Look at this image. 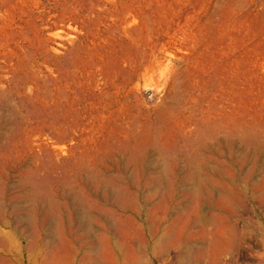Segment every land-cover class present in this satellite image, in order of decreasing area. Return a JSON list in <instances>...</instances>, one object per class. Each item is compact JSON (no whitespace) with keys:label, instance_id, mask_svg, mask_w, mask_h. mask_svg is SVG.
<instances>
[{"label":"rangeland","instance_id":"rangeland-1","mask_svg":"<svg viewBox=\"0 0 264 264\" xmlns=\"http://www.w3.org/2000/svg\"><path fill=\"white\" fill-rule=\"evenodd\" d=\"M263 179L264 0H0V264H264Z\"/></svg>","mask_w":264,"mask_h":264},{"label":"bare ground","instance_id":"bare-ground-1","mask_svg":"<svg viewBox=\"0 0 264 264\" xmlns=\"http://www.w3.org/2000/svg\"><path fill=\"white\" fill-rule=\"evenodd\" d=\"M63 40V39H62ZM65 40V38H64ZM63 40V41H64ZM66 41V40H65ZM68 41V40H67ZM74 43V42H73ZM58 132V131H57ZM225 132V131H224ZM61 133V132H60ZM60 137V136H59ZM58 140V139H57ZM241 144L243 145H252L254 144L253 141L251 140H248V139H245V140H241ZM159 153H162L160 150H158ZM164 154V153H162ZM166 154V153H165ZM168 154V153H167ZM171 154H173V152H171ZM161 157V156H160ZM248 157H246L245 159L243 158L242 160H246ZM262 164V163H261ZM205 165V164H204ZM203 163L199 160V157L198 156H194V157H190L188 156L187 157V162H186V165H185V170L187 171V176L185 177V188L181 189L182 192H183V195L185 196L184 199H196L197 202H199L200 204V200H199V197H198V188L199 189H202V187L206 186H210L211 187V190L213 191V189H215V186L214 184H209L207 182H205L206 180L203 179V176H202V171H203ZM207 168V167H206ZM205 170V169H204ZM216 170L215 167H210L209 171H212V173H214ZM208 171V172H209ZM253 171V170H252ZM251 172V171H250ZM204 173V171H203ZM260 173V172H259ZM163 174H165V171H164V167L161 168L160 170V173L158 174V178L156 177L155 179H153L155 182L156 181H159L160 179H162L163 177ZM204 175V174H203ZM263 175V174H262ZM258 178V177H257ZM221 179V178H220ZM226 179V178H225ZM264 180V179H263ZM232 182V181H231ZM241 184H243L245 186V188H248L250 187L252 189V191L254 193H257L258 191H260L262 188H263V185L259 182H257L256 180H254L253 177H250L247 179H241L240 181ZM217 188V187H216ZM226 188V187H225ZM224 187L222 188L221 192L225 193L226 192V189ZM251 191V190H250ZM173 192V191H172ZM204 192V191H203ZM209 195V194H208ZM245 195V194H244ZM248 195V194H247ZM253 195V194H251ZM234 196V195H233ZM32 201H35L37 200V196L35 194H33L32 196ZM238 197V196H237ZM257 198V197H256ZM255 198V199H256ZM180 199V198H179ZM183 199V200H184ZM182 200V201H183ZM260 200V199H259ZM188 201V200H187ZM191 201V200H189ZM185 202V201H184ZM211 202V201H210ZM263 202V201H262ZM238 203V202H237ZM241 203V202H240ZM257 203V202H256ZM185 204V203H184ZM188 204V203H187ZM226 204H227V199L226 198H219L218 199V202H217V206L219 209H222V208H225L226 207ZM260 204V203H259ZM212 205V204H211ZM263 205V204H262ZM153 207V206H152ZM196 207V206H195ZM264 207V206H263ZM214 208V207H213ZM262 208V207H261ZM183 209V208H182ZM131 211V210H130ZM177 212V211H176ZM166 213V212H165ZM208 213V212H207ZM161 214V212H160ZM192 214V213H191ZM174 215V214H173ZM217 215V214H216ZM83 221V223L85 221H87L88 219V215L87 214H84L80 217ZM211 218V217H210ZM257 218V217H256ZM164 220V219H163ZM194 225H200V227L202 226H205L208 222H211V220L209 221V219L200 211H196L195 213V217H194ZM223 220V219H222ZM147 223V222H146ZM170 223V222H169ZM227 223V222H226ZM260 225V224H259ZM148 226V225H147ZM176 226V225H175ZM191 226V225H190ZM219 226V225H218ZM217 226V227H218ZM224 226V225H223ZM174 227V226H173ZM172 227V228H173ZM194 227V226H193ZM222 227V226H221ZM89 229V228H88ZM170 229V228H169ZM175 229V228H174ZM198 229V228H196ZM194 230V229H192ZM225 230V229H224ZM223 230V231H224ZM89 231V230H88ZM90 231H92L90 229ZM230 231V230H229ZM168 232V231H167ZM248 232V231H247ZM184 233V232H183ZM230 233V232H229ZM187 235V234H186ZM182 236V235H181ZM180 236V237H181ZM216 236V235H215ZM223 234L220 233V237H222ZM170 238V237H169ZM184 237L182 236L180 239H183ZM186 238V237H185ZM197 238V237H196ZM206 238V237H205ZM216 238H218L216 236ZM247 238V237H246ZM221 239V238H220ZM170 240V239H169ZM216 240V239H215ZM227 240V239H226ZM230 240V239H229ZM201 241V240H200ZM162 242L163 240L161 239V241H155V245H154V253H158L159 250L161 249V246H162ZM173 242V241H171ZM178 242V241H177ZM225 242V241H224ZM179 245V244H178ZM222 245V244H221ZM220 245V246H221ZM218 246V247H220ZM229 247V246H228ZM226 247V248H228ZM198 250V249H197ZM196 249H193L192 247H189V248H185V250L181 251L180 253H184L181 257H180V262H186L187 259L189 258L188 257V254L187 253H193V252H197L199 253V251H197ZM225 250V249H224ZM202 251V250H201ZM222 251V250H221ZM263 251V250H262ZM220 252V251H219ZM219 252H216V253H219ZM172 253V252H171ZM201 253H206V252H201ZM222 253V252H220ZM230 253V252H229ZM231 254V253H230ZM64 255V254H63ZM83 257V256H82ZM95 258V253H84V260L82 262V264H89L90 261L93 260V258ZM42 258V257H41ZM60 260V259H59ZM240 260V258H239ZM45 262V261H44ZM65 262V261H64ZM63 262V263H64ZM231 262V261H230ZM62 263V262H61ZM262 263V262H261ZM54 264V262H53Z\"/></svg>","mask_w":264,"mask_h":264}]
</instances>
